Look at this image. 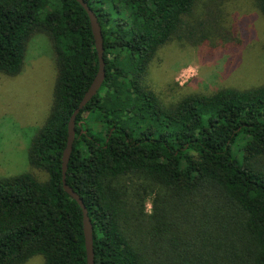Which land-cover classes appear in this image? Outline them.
Here are the masks:
<instances>
[{
  "label": "trees",
  "instance_id": "trees-1",
  "mask_svg": "<svg viewBox=\"0 0 264 264\" xmlns=\"http://www.w3.org/2000/svg\"><path fill=\"white\" fill-rule=\"evenodd\" d=\"M85 1L102 27L106 78L77 115L67 182L88 208L95 264H264V80L171 100L150 80L171 45L233 62L247 41L241 11L264 16V0ZM35 33L53 46L54 98L29 146L32 171L0 177V264L38 254L87 264L63 156L99 71L95 37L78 0H0V73L22 72Z\"/></svg>",
  "mask_w": 264,
  "mask_h": 264
},
{
  "label": "rangeland",
  "instance_id": "rangeland-1",
  "mask_svg": "<svg viewBox=\"0 0 264 264\" xmlns=\"http://www.w3.org/2000/svg\"><path fill=\"white\" fill-rule=\"evenodd\" d=\"M241 13L247 41L233 62L225 53L205 57V46L181 49L171 45L162 51L153 64L150 80L164 99L171 100L199 88L254 85L264 80V16L247 9ZM55 61L49 38L35 33L28 42L22 72L16 76L0 73V177L32 171L28 150L53 103ZM34 172L40 177L44 175ZM146 207L152 210V198ZM25 264H45V258L38 254Z\"/></svg>",
  "mask_w": 264,
  "mask_h": 264
},
{
  "label": "water",
  "instance_id": "water-1",
  "mask_svg": "<svg viewBox=\"0 0 264 264\" xmlns=\"http://www.w3.org/2000/svg\"><path fill=\"white\" fill-rule=\"evenodd\" d=\"M78 1L84 6L90 17L92 30L95 37V43L99 55L100 66L94 81L92 82L88 91L85 93V96L83 97L79 107L74 111L69 121L68 142L63 156V185L65 190L80 204V206L83 209L84 233H85V243L87 249V264H95L93 224L89 216L88 208L85 205L83 198L67 182V170L69 167V161L75 142L77 115L85 107V105H87V103L97 95V93L101 89L106 78V62L104 59V37L98 17L85 0H78Z\"/></svg>",
  "mask_w": 264,
  "mask_h": 264
}]
</instances>
